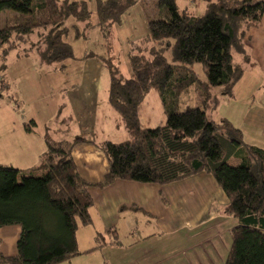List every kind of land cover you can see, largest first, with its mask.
<instances>
[{
	"label": "trees",
	"instance_id": "obj_1",
	"mask_svg": "<svg viewBox=\"0 0 264 264\" xmlns=\"http://www.w3.org/2000/svg\"><path fill=\"white\" fill-rule=\"evenodd\" d=\"M24 1L26 13L17 12L0 29V50L13 43L14 37L25 43L39 32L46 62L72 58V49L64 41L66 22L74 18L88 23L92 14L88 3ZM203 1L206 10L196 15L181 11L177 0H157L158 19L148 22L146 42L153 43L150 56H131L129 78L107 61L109 102L121 116L129 138L99 146L109 162V173L101 183L85 182L71 156L74 145L88 139L70 144L47 139L41 166L34 169L40 171L37 176H25L0 164V228H21L17 255L8 257L0 251V264H60L81 255L76 233L80 226L91 223L92 186L103 188L116 179L163 186L201 173L216 180L229 198L225 213L238 220L225 264H264V150L245 144L241 130L228 119L217 123L208 117L218 105L212 89H222L223 96L233 98L246 66L252 63L245 39L251 28L260 25L264 0ZM21 2L0 0V13L17 9ZM135 3L98 0L97 26L107 38L109 29ZM46 30L49 33L43 36L40 31ZM77 35H81L79 30ZM168 49L173 64L165 57ZM7 54L5 51L4 56ZM197 64L203 66L205 80L194 71ZM191 88L201 106L180 110L178 99ZM151 91L158 95L167 115L165 123L156 128L141 122L142 104Z\"/></svg>",
	"mask_w": 264,
	"mask_h": 264
},
{
	"label": "crops",
	"instance_id": "obj_2",
	"mask_svg": "<svg viewBox=\"0 0 264 264\" xmlns=\"http://www.w3.org/2000/svg\"><path fill=\"white\" fill-rule=\"evenodd\" d=\"M187 1L189 5L183 9L193 14L197 10L202 14L205 12L203 0ZM197 1L204 3L197 7ZM95 23L98 27V16ZM98 29L102 31L100 27ZM245 44L252 58L249 66L257 65L259 68L256 69L264 80V15L260 25L247 33ZM32 53L30 51L29 54ZM90 73L92 69L88 68L84 74ZM86 78L90 81L85 84L86 97L77 94L76 88L67 93L68 114L73 121L76 114L79 124H82L81 127L75 124L77 138L70 140L69 134L50 138L46 125L40 129L37 114H26L25 104H20L22 113H25L21 115L24 127L8 129L0 136L4 148L1 165L23 172L34 170L41 166V158L47 151V139L69 144L88 139L89 142L81 141L74 145L72 159L85 182L97 185L104 180L109 173V162L99 146L108 141L104 138L106 131L115 127L119 129L124 123L109 102V87L104 85L102 88V99L101 94L98 96L100 85L97 78ZM238 85L235 96L228 102L230 104L234 100L239 105H235L233 116L228 120L241 130L245 144L264 150V94L259 100L248 95L237 101L241 96ZM83 100H90L85 107L81 105ZM108 120L113 126L105 127ZM31 123V130L27 131ZM85 133H96L99 140L86 138L83 136ZM90 193L94 203L90 210L91 223L80 226L76 233L79 250L83 253L60 264L226 263L232 245V230L238 226V220L225 213L229 198L211 175L201 173L163 186L116 179L103 188L92 186ZM172 203L177 211L178 225L175 227L173 220L168 218ZM141 219L145 222L141 223ZM20 233L19 226L0 228V251L3 255H17Z\"/></svg>",
	"mask_w": 264,
	"mask_h": 264
},
{
	"label": "rangeland",
	"instance_id": "obj_3",
	"mask_svg": "<svg viewBox=\"0 0 264 264\" xmlns=\"http://www.w3.org/2000/svg\"><path fill=\"white\" fill-rule=\"evenodd\" d=\"M79 1L87 2L92 14L88 23H78L74 18H70L66 22L68 33L65 35L64 41L72 49V58L57 63L46 62L45 57L47 55L43 57L41 54L45 49V44H41L42 34L39 35V32L31 35L25 43L24 41L19 43L17 38L14 37L13 43L9 42L0 50V136L8 129H23L24 122L21 115L36 113L41 122L40 129H43V124L46 125L47 135L50 138L60 134L65 136L69 134L70 140H75L77 138L75 137L77 131L75 124L79 127L82 124H79L78 118L75 117L76 114L72 117L75 121L68 114V91L76 88L77 94L81 93L83 97H86L85 84L90 82L86 77L92 76L96 77L99 82L98 96L101 94L103 99L102 88L104 85L110 87L111 82L110 72L106 66L107 61H111L116 67L120 68L124 78H129L132 73L131 56L143 55L149 58L153 43L146 42L148 22L158 19L156 14L157 0H134L136 3L124 14L121 22L109 29V38L98 27H95L98 0ZM202 3L204 2L197 1V7ZM177 4L181 11L189 5L187 0H177ZM26 11V1L23 0L18 4L17 9L0 13V29H3L7 21L17 15V12L26 13ZM195 14L201 15L202 13L197 10ZM88 24L89 27H87ZM77 30H79L80 36L77 35ZM40 32L44 33L43 36H47L49 30ZM15 45H17V49L11 50V48H15ZM25 49H30L33 53L29 54L30 52H27L26 55ZM5 51L8 52L6 57L4 56ZM165 57L169 63L173 64L171 49L167 50ZM88 68L92 69V73L84 74ZM256 68L259 67L257 65L254 67L246 66V74L238 85L241 96L237 98V101L248 95L251 99L259 100L264 94V80ZM56 69L60 70L56 72ZM194 71L201 79L205 80L202 65H195ZM214 89H212L211 94L217 96L219 101L217 100L216 109L208 113V117L210 121L218 123L233 116L235 105H239V103L236 104L233 100L229 104V98L221 94L222 89L217 88L213 92ZM89 101L83 100L81 105L85 107ZM20 104H25V113H22V105ZM178 106L180 110L187 107L201 106L195 88L189 89L186 94H181L178 99ZM141 116L143 126L147 128H156L165 123L166 109L154 91L147 94L142 104ZM108 125L113 126L111 120L106 122L105 127H109ZM102 132H104V129ZM83 136L99 140L96 133L91 135L85 133ZM128 136L127 128L122 125L119 129L115 127L110 131H106L104 138L114 143H121L127 140ZM1 140L0 137V163L4 161V148ZM39 172V170H24L23 174L25 176H32L33 174L37 176L40 175ZM192 191L191 189L190 192ZM172 207L168 218L173 220V227H175L176 224L178 225L177 211L173 203ZM132 213L130 212V214ZM141 220V223L145 222L144 219Z\"/></svg>",
	"mask_w": 264,
	"mask_h": 264
}]
</instances>
